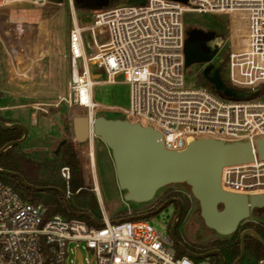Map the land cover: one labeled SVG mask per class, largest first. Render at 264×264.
I'll return each instance as SVG.
<instances>
[{"label": "built area", "instance_id": "2783aa9c", "mask_svg": "<svg viewBox=\"0 0 264 264\" xmlns=\"http://www.w3.org/2000/svg\"><path fill=\"white\" fill-rule=\"evenodd\" d=\"M64 1L72 10L66 56L70 76L67 96L60 101L69 108L94 117V67L109 84L123 78L130 87L123 120L158 132L168 151L181 152L200 139L255 144L264 138V0H187L185 5L146 0L143 6L92 13L84 23L75 17L72 0ZM48 4L52 3L5 0L0 7ZM185 13L243 20L244 31L235 36L225 79L229 87L244 92V98L228 99L201 86H185ZM89 153L93 168L94 154L88 150L87 162ZM60 175L68 186L69 169L61 168ZM220 186L232 193L264 194V161L255 156L252 163L223 168ZM91 188L102 216L98 227L59 215L46 219L43 206L22 200L0 181V264H83L80 247L95 264H194L185 255L177 257L169 231H156L146 220L111 221L96 185ZM257 264H264V258Z\"/></svg>", "mask_w": 264, "mask_h": 264}, {"label": "rangeland", "instance_id": "374dc122", "mask_svg": "<svg viewBox=\"0 0 264 264\" xmlns=\"http://www.w3.org/2000/svg\"><path fill=\"white\" fill-rule=\"evenodd\" d=\"M74 13L75 17L83 23L88 22L92 16L91 12L74 11ZM71 14L72 10L65 1L62 5L48 4L42 7L29 5H9L0 7V52H2L5 47V49H7V53H0V58L2 61L10 60L11 63L13 62L12 64L15 65L18 74L17 77L11 81L17 86L15 93L3 95L0 100V120L3 124H6L4 121H15L16 123L22 124L29 135L34 131H39L43 134L44 129L52 128L50 126L52 124L50 121H47L45 124L48 128H42L40 127L42 122L45 121L46 117H52L62 125L64 133L67 134L69 138L72 137L70 133L72 118L84 114L82 111L78 112L79 110L69 108L65 102L60 101V99L67 96L66 85L70 76L69 73H67L69 70L68 61L64 55L68 54L67 41L68 32L71 27ZM234 22L235 21L229 20L227 16L218 14H205L199 19H188L184 21L186 29L199 26L204 28V30L215 32L224 37V44L213 59V62L219 61L223 57L226 58V54L229 55L231 49L235 47L236 41H238L235 39V36L243 34V20H239L237 23ZM45 39L48 40L49 47V54L44 62L46 74L42 72L39 66L40 62L37 66L32 67V72H28L27 70L21 72V66H26L27 68L26 61L28 59V52H23L24 47L30 46L34 50L33 55L36 54V51L42 55L45 49ZM17 53L20 57L19 63L17 62L16 64L15 56ZM34 59L35 57L33 60ZM226 70L227 65L224 75H226ZM201 71L202 65H191L186 68L185 86H199ZM90 73L91 81L93 82L91 89L92 101L97 105L93 112L94 115L96 117L102 116L106 119H127L121 113L129 110V85L123 81L121 76L117 77L116 82L112 84L107 83L105 74L100 73L94 67L90 69ZM1 82L8 85V79L1 80ZM26 87H32L33 89L25 90ZM30 105H32V109ZM31 112H33L32 122H34L36 117L37 127L31 126ZM35 113H37V116ZM52 130L57 132L55 127H53ZM31 138L34 139L29 141L25 140L17 145L15 154L27 162L36 163L39 166V174L43 178L49 175L54 178H61L60 170L63 167H61L59 161L58 147L60 140L54 141L46 136L36 139L35 137ZM65 141L70 140L67 139ZM93 141H96L98 144V147L95 149L97 156L94 158V166L89 172H91L93 176L95 171L98 177H100V184L106 189H108L109 186L113 188L117 194V196L115 195L114 197L118 199L119 196L120 199H118L120 203L116 198L110 201L111 204L117 208V212L111 214L107 202L102 195L104 210L108 218L114 221L119 212H127L122 213L124 219L140 214V210L149 202L134 204L122 200L123 192H120L117 188L113 163L108 151L99 139L94 138ZM77 160L79 162L78 157ZM85 170L86 177H88L89 172L86 166L84 167V171ZM83 188L93 193L90 187ZM169 191L180 196L181 194L177 191H183L182 196L188 198V209L185 215L175 219V217H173V206H167L159 213L146 219L150 226L156 231L165 234L168 231L167 229L170 222H175L176 231L181 241L192 245L225 238L204 226L199 215L198 203L193 199L189 188L185 184L165 186L157 191L155 197L158 198ZM70 193L69 190V195ZM65 196L68 199L66 193ZM119 204L121 206H119ZM246 221H255L264 224V209L254 210ZM242 224H244V222L241 223L240 226ZM79 251L81 252L82 258L85 259L83 260V264H95L93 257L82 250L81 247ZM192 261L194 264H208L206 260L192 259ZM74 264H78V262Z\"/></svg>", "mask_w": 264, "mask_h": 264}, {"label": "water", "instance_id": "95a60500", "mask_svg": "<svg viewBox=\"0 0 264 264\" xmlns=\"http://www.w3.org/2000/svg\"><path fill=\"white\" fill-rule=\"evenodd\" d=\"M186 4L187 0H170ZM54 5H62L64 0H49ZM146 0H127L117 7L143 6ZM185 20L199 19L202 14L185 13ZM224 40L218 37L216 42L206 52L199 50L194 40L184 42V68L191 65H202V77L211 84L214 91L221 97L239 100L245 93L226 86L221 80L219 64L213 63ZM72 133L74 142L86 144L91 139H99L110 152L113 163L117 188L123 192L122 200L134 204H144L152 201L158 190L172 184H185L193 199L198 203L199 215L204 226L224 237L234 234L241 223L245 222L254 210L264 209V194H238L222 190L220 186L221 171L225 167L249 164L258 157L264 161V138L255 144L248 141L225 142L222 140L200 139L188 144L181 152L168 151L160 141V134L150 127H142L123 119H106L102 116L88 117L85 115L72 118ZM3 130L19 129L21 139L6 144L0 149V154L8 148L15 147L25 141L26 128L19 123L3 124ZM65 141L61 142L60 146ZM6 176L17 178L26 188L32 191H57L64 200L69 214L85 217L97 224L88 214L72 212L65 194L57 188L37 187L27 183L19 173L3 171ZM171 203L178 204L175 219L181 215L180 201L169 199L162 203L153 214H157ZM148 214H138L128 217L126 221L146 220ZM121 220H118V222ZM175 221V220H174ZM176 224L172 223L169 235L178 249L188 258L204 260L217 256L220 264H224L222 254L212 250L204 254H194L187 250L176 238ZM251 236L264 247V241L252 229L240 233L239 255L232 264H239L245 255V239Z\"/></svg>", "mask_w": 264, "mask_h": 264}, {"label": "trees", "instance_id": "16d2710c", "mask_svg": "<svg viewBox=\"0 0 264 264\" xmlns=\"http://www.w3.org/2000/svg\"><path fill=\"white\" fill-rule=\"evenodd\" d=\"M127 0H72L73 9L76 12H91L107 10L112 7H117ZM228 61V54L226 58H222L217 61L220 66L219 75L221 80L226 86L229 83L225 79L224 71ZM199 86L204 87L211 91L213 94L221 97L219 92L214 91L211 84H209L202 75L199 76ZM260 92L254 94L259 95ZM3 94L0 93V100ZM6 124L16 123L15 121L5 122ZM23 133L19 129L3 130L0 128V149L6 144L12 143L21 139ZM15 147L8 148L0 154V169L3 171H10L19 173L23 176L24 180L37 187H52L60 189L64 194L70 190L68 196V204L72 212L88 214L96 223L102 222V216L99 209V205L95 194L86 191L80 181L79 175V162L74 153L73 145L70 141H65L59 148V161L61 167H67L69 169V181L68 186L66 181L61 178H54L52 176H45L44 178L39 174V166L35 163H30L23 160L20 156L15 154ZM61 176V175H60ZM0 181L12 187V189L18 194V196L28 202L31 205H41L45 208V218L50 219L56 215H59L65 219H80L86 222L90 226L98 227L97 224L90 222L85 217H78L67 212L65 203L61 195L55 190L49 191H32L26 188L17 178L6 176L0 173ZM168 193V194H167ZM164 193L157 199V204L170 196H179L172 191ZM188 209V203L184 204L181 216L183 217ZM122 213L119 212L116 219H124ZM125 217V216H124ZM172 222L168 226V231ZM252 229L256 234L264 241V224L255 221H246L239 226L238 230L227 239H215L202 244H187L181 241L176 231L177 240L190 252L202 253L211 250H218L224 259V264H232L233 261L239 255L240 248V233L243 230ZM177 257H181L184 254L176 247ZM264 258V247L258 243L251 236H247L245 239V255L239 264H257V262ZM209 264H220L218 257L211 256L208 258Z\"/></svg>", "mask_w": 264, "mask_h": 264}, {"label": "crops", "instance_id": "0c3cea01", "mask_svg": "<svg viewBox=\"0 0 264 264\" xmlns=\"http://www.w3.org/2000/svg\"><path fill=\"white\" fill-rule=\"evenodd\" d=\"M45 49H44V53L41 55L38 51H36V54L33 55V49L30 47V46H25L24 49H23V52L25 53L28 52V56H27V61H26V64H27V68L26 66H21V72H24V71H28V72H32V67H35L37 66V64L40 62V67H41V70L43 73L46 74L45 72V69H44V62L45 60L47 59L48 57V54H49V47H48V40L45 39ZM6 48V47H5ZM3 49V53H7V49ZM0 52V53H2ZM68 52V51H67ZM67 54L64 55V57L67 59ZM16 57V64L17 62L19 63V57L20 55H17L15 56ZM35 57V59L33 60V58ZM68 61V59H67ZM13 63V62H12ZM10 60H7V61H2V59L0 58V93L3 94V95H6V94H13L15 93V91L17 90V86L16 84H14L13 82H11L14 78L17 77V72H16V68H15V65L12 64ZM20 65V64H19ZM31 66V67H30ZM68 66H69V62H68ZM30 67V68H29ZM29 68V69H28ZM69 73V70L68 72ZM38 77V76H37ZM8 79V85H5L1 82V80H6ZM26 89H33L32 87H26ZM30 108L32 109V105H30ZM38 109V108H37ZM36 116H37V113H35ZM32 115H33V112H31V126H35L37 127V120H36V117H35V120L34 122H32ZM95 116V115H94ZM45 117V116H44ZM47 121H50L52 125H50L52 128L55 127L57 129V132H55L54 130L49 129L48 126H46L45 123H47ZM11 124H14V123H11ZM6 125H10V124H6ZM42 128H48V129H44V133L41 134L39 131H34L33 133H31L30 135L27 133V139H25L26 141H29V140H33L34 138H31V137H35L38 138V137H42V136H46L48 138H50L51 140H60L59 141V145L61 144V142L69 139L70 142L72 143L73 145V148H74V151L77 155V157L79 158V162H80V175H81V181H82V184H83V187H93L94 185L97 186V188L99 187L98 191H99V199L100 201L102 202V205L104 207V204H103V199H102V195L104 196L106 202H107V206H108V209L110 210L111 214L113 212H117V208L111 204V200L115 199L116 197H114L115 195L117 196L115 190L113 188H109L106 189L105 187H103L101 184H100V177H98L97 173L94 171V175L92 176V173L89 172L87 175L88 177H86V170L84 171V167L86 166L87 167V158H86V154L88 152V150H92L93 154H94V158L97 156L96 155V148L98 147V144L96 141H93L92 142V146L90 147V145L88 143L86 144H81V145H78L74 142V139H73V133H72V125H71V129H70V133L72 135V137H68L67 134L64 133V130L62 129V125L58 122V121H55L52 117H46L45 118V121L42 122L41 126ZM64 137V139H63ZM107 149V148H106ZM101 150V148H100ZM108 151V149H107ZM108 154L110 156V152L108 151ZM84 156V157H83ZM111 158V157H110ZM86 160V161H85ZM109 180V179H107ZM92 189V188H91ZM118 199H119V196H118ZM116 198V200H118ZM120 200V199H119ZM118 200V202H119ZM120 203V202H119ZM119 206H121L119 204ZM129 214V213H128ZM128 218V217H127ZM114 220H121V219H114Z\"/></svg>", "mask_w": 264, "mask_h": 264}, {"label": "flooded vegetation", "instance_id": "af4514ba", "mask_svg": "<svg viewBox=\"0 0 264 264\" xmlns=\"http://www.w3.org/2000/svg\"><path fill=\"white\" fill-rule=\"evenodd\" d=\"M218 37H222L223 40H224V37L220 34H217L215 32H212V31H209V30H204V28L202 27H199V26H193L191 28H188V29H185V39L186 40H194L198 43V46H199V50L202 51V52H206L210 47L213 46V44L216 42L217 38ZM224 44V43H223ZM223 46V45H222ZM221 46V48H222ZM220 48V49H221ZM219 49V50H220ZM219 52V51H218ZM217 61H214L213 63H216ZM203 68V66H202ZM201 75H202V71H201ZM178 193L181 194V196H170L168 198H166L165 200H163L161 203L157 204V199L159 198H156L154 197V199L152 201H150L148 204H145V206H143V208L140 210V214H148L149 215V218L152 217L154 214L153 212L162 204L164 203L166 200H169V199H177L180 201V208H181V213H182V209L184 207V204L188 201L187 199L188 198H184L182 196L183 194V191H177ZM168 194V193H167ZM163 195V194H162ZM161 195V196H162ZM173 206L174 208V213H173V217L176 216L177 214V211H178V204L177 203H171L170 205L168 206ZM181 216V215H180ZM172 217V218H173ZM239 228V227H238ZM176 232V231H175ZM233 235V234H232ZM231 235V236H232ZM231 236H228V237H231ZM224 239H227V237H225ZM221 240V239H220ZM198 244H202V243H198ZM212 251V250H211ZM209 252V251H207ZM206 252H202V253H194V254H204ZM217 257V256H216ZM219 259V258H218ZM208 262L209 264V261L208 259H204ZM220 262V261H219Z\"/></svg>", "mask_w": 264, "mask_h": 264}, {"label": "bare ground", "instance_id": "6f19581e", "mask_svg": "<svg viewBox=\"0 0 264 264\" xmlns=\"http://www.w3.org/2000/svg\"><path fill=\"white\" fill-rule=\"evenodd\" d=\"M5 0H0V3L1 2H4ZM238 31V30H237ZM90 152V151H89ZM90 154V158L88 159V162L86 161V163H87V169H88V172H89V169H92V162H93V160L91 159V153H89ZM96 190L98 191V188H97V186H96Z\"/></svg>", "mask_w": 264, "mask_h": 264}]
</instances>
